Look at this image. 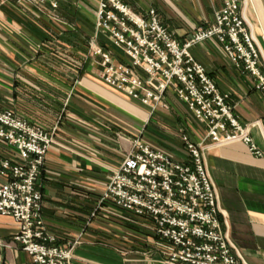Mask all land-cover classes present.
<instances>
[{"label":"crops","instance_id":"obj_1","mask_svg":"<svg viewBox=\"0 0 264 264\" xmlns=\"http://www.w3.org/2000/svg\"><path fill=\"white\" fill-rule=\"evenodd\" d=\"M203 3L210 8L207 0ZM218 3L217 8L220 0ZM50 13V8L39 11L32 5L0 0V107L47 131L58 127L56 140L64 148L51 147L41 169L39 186L47 230L56 235L59 244L80 235L72 264H161L156 254L151 259L140 254L146 230L136 220L111 206L96 208L110 175L129 148L127 141L116 139L118 131L131 140L141 134L144 141L149 140L154 149L176 162L188 161L182 133L164 131L157 140L153 135L160 121L175 130L177 124L170 123L160 107L152 112L108 87L94 57L65 56L67 51L79 55L76 45L71 43L67 50L62 43L66 37L77 43V32L70 27L59 36L62 27L51 21ZM243 15L264 60V0H245ZM53 25L55 29L50 27ZM198 48L195 60L205 66L219 89L229 92L234 113L244 125L251 124L249 135L264 149V94L255 89L250 76L225 60L214 41ZM185 127L191 141L205 139L202 127ZM0 154L13 156L3 142ZM205 163L217 189L222 229L228 231L246 264H264V159L236 142L208 148ZM4 181L0 177V184ZM16 233L13 219L0 216V239L10 240ZM4 255L7 263L31 264L21 250Z\"/></svg>","mask_w":264,"mask_h":264},{"label":"built area","instance_id":"obj_2","mask_svg":"<svg viewBox=\"0 0 264 264\" xmlns=\"http://www.w3.org/2000/svg\"><path fill=\"white\" fill-rule=\"evenodd\" d=\"M12 1L39 11L47 3L51 20L60 22L57 0ZM220 3L212 20L194 28L181 43L153 8L143 17L122 0L96 2L95 28L110 48L92 41L87 51L103 69L101 80L152 112L167 107L163 99L171 88L209 141L196 143L181 134L188 161L176 162L142 138L133 139L98 197L96 209L111 206L146 230L140 254L148 259L156 254L161 264H246L220 225L219 198L205 155L210 147L241 142L264 159V149L249 135L251 124L244 125L234 113L229 92L217 87L189 49L214 41L225 60L250 76L263 94L264 60L243 15L245 0ZM0 142L13 153L12 158L0 154V177L5 179L0 184V216L12 218L17 227L10 240L0 239V264H10L4 254L17 250L31 264H72L80 235L59 244L42 215L39 180L52 135L0 107Z\"/></svg>","mask_w":264,"mask_h":264},{"label":"rangeland","instance_id":"obj_3","mask_svg":"<svg viewBox=\"0 0 264 264\" xmlns=\"http://www.w3.org/2000/svg\"><path fill=\"white\" fill-rule=\"evenodd\" d=\"M57 1H58V9L56 10L55 13L61 23L56 21L55 22L58 24V26L62 27V30L59 29V31H62L60 32L61 34H59V36L61 35L63 36L64 34L68 33V31H63V29L66 30L67 28L70 29V27H72L73 30L77 32V37H78L77 43L74 40H72V38L70 39V37L69 38L66 37L67 39H69V42L65 41L67 40L65 39L62 43L68 46L67 50L71 49L69 48L70 47L69 45L71 43L73 45H76L80 51L79 55L76 54L74 55L72 52L67 51L65 52V56L70 58L76 57L79 58V60L83 58V56L84 57L89 56L87 51L88 44L92 41H94L98 45H103V46L105 45L108 46V48H110L109 42L106 39V37L103 36L101 33L97 32L95 28L94 16H95L97 0H57ZM207 1L210 3V0ZM123 2L127 6H129L134 13L143 17L145 16L147 10L153 8L157 12V15L159 19H161L162 23H164V25L167 26V28L170 29V31L176 35V37L181 43L189 39L191 32L194 28L203 27V25H205L207 22H210L212 20L213 9H216L219 4L218 0H215L212 2L214 8L210 3L208 4V6L210 5V8L206 9L203 0H123ZM185 4H188L190 6L186 7ZM44 8L49 9V5L46 3ZM46 14L48 13L46 12ZM50 27L54 28L55 26L53 25ZM198 47L199 46L196 45V46H192L189 49L192 55L198 54L199 52ZM166 93L167 94L163 99V103H165L167 107L166 108L160 107V108L164 112L165 116H167V118L170 120V123H172L174 126L177 124L178 127H176L175 130V128L170 126L168 123L160 121V128H158V131H155L156 135L153 136L157 140H159L157 136L159 135L160 137H162L161 135L164 131L168 133H172L173 135L177 133L188 135L185 124L188 127L191 126V124L194 125L195 127L197 125V128L201 130L202 126L200 124L198 125V122L194 120L191 113L188 111L187 107H185V105L178 100V98L175 96V93H173L172 89L169 88ZM125 99L126 98H124V100ZM127 102L121 101L120 103L128 104ZM167 118L165 117V119ZM181 122L184 123V126L181 125ZM41 127L43 128L44 126ZM58 131H59L58 127H54L48 130V132L52 135V141H53L52 147L54 146L58 149L59 148L64 149L62 143L56 140V135ZM137 137L142 138L141 134L137 135ZM204 137L205 136L203 135V138ZM116 139L119 140L121 143H124V141L127 140V142L129 143V147H130V142H132L133 140L127 138L126 135H124L123 132L121 131L117 132ZM202 142L205 143L206 139L196 143H202ZM153 145L157 149H161L159 146L155 144ZM127 150H124V152ZM129 239H130L129 237L126 238V240Z\"/></svg>","mask_w":264,"mask_h":264},{"label":"trees","instance_id":"obj_4","mask_svg":"<svg viewBox=\"0 0 264 264\" xmlns=\"http://www.w3.org/2000/svg\"><path fill=\"white\" fill-rule=\"evenodd\" d=\"M123 1V0H122Z\"/></svg>","mask_w":264,"mask_h":264}]
</instances>
